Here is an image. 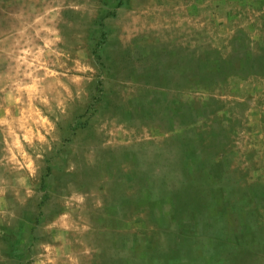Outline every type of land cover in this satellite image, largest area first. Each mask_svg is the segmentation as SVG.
Instances as JSON below:
<instances>
[{"label":"rangeland","instance_id":"obj_1","mask_svg":"<svg viewBox=\"0 0 264 264\" xmlns=\"http://www.w3.org/2000/svg\"><path fill=\"white\" fill-rule=\"evenodd\" d=\"M0 264H264V0H0Z\"/></svg>","mask_w":264,"mask_h":264}]
</instances>
